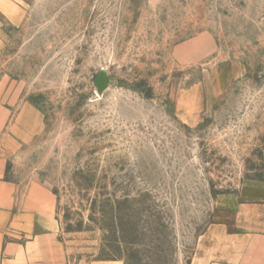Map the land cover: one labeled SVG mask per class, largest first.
<instances>
[{
    "label": "rangeland",
    "instance_id": "rangeland-1",
    "mask_svg": "<svg viewBox=\"0 0 264 264\" xmlns=\"http://www.w3.org/2000/svg\"><path fill=\"white\" fill-rule=\"evenodd\" d=\"M0 95L41 116L5 177L54 193L67 264H189L264 180V0H0Z\"/></svg>",
    "mask_w": 264,
    "mask_h": 264
},
{
    "label": "crops",
    "instance_id": "crops-1",
    "mask_svg": "<svg viewBox=\"0 0 264 264\" xmlns=\"http://www.w3.org/2000/svg\"><path fill=\"white\" fill-rule=\"evenodd\" d=\"M207 44L177 45L174 56L196 60ZM11 100L0 95V264H67L58 240L54 193L44 184L5 177L7 162L41 130V116L22 104L11 120ZM11 120V121H10ZM189 264H264V180L244 181L237 191L216 198L215 214L199 236Z\"/></svg>",
    "mask_w": 264,
    "mask_h": 264
}]
</instances>
